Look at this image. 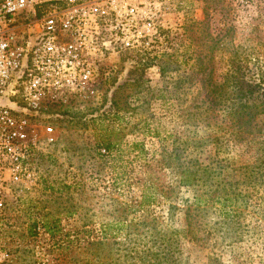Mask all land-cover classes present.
Segmentation results:
<instances>
[{"label": "rangeland", "instance_id": "rangeland-1", "mask_svg": "<svg viewBox=\"0 0 264 264\" xmlns=\"http://www.w3.org/2000/svg\"><path fill=\"white\" fill-rule=\"evenodd\" d=\"M154 12L150 39L110 54L98 63L96 78L83 93L50 104L52 115L46 121L55 128L57 140L32 158L36 183L20 193L11 188L5 196L0 248L8 261L0 264H140L128 256L132 248L159 250L149 236L139 238L134 219L130 221L139 214L131 209L139 200L143 176L131 144L142 141L147 156L156 151L159 159L171 148L170 135L199 132V113L191 118L188 114L199 111L205 94V89L199 92V50L206 52L199 45L206 33L199 30V21L205 13L210 16L209 33L226 38L217 50L215 67L220 72L236 47L248 64L264 68V0H155ZM159 67L165 68L162 76ZM163 88L170 102L166 109L158 97ZM152 115L158 118L160 138L140 131L141 118L153 126ZM219 116L212 122L218 124ZM104 142L112 143L110 154ZM157 176L167 182L175 175L167 171ZM179 194L187 197L193 191L182 187ZM161 207L152 210L158 218L150 231L167 239L171 223L166 205ZM33 222L37 228L31 235ZM182 222L179 217L174 226L181 228ZM105 224L108 236L101 238ZM194 232L197 239L190 241L179 233L176 264H205L213 254L223 264H264V228L252 214L231 240L200 242L201 232Z\"/></svg>", "mask_w": 264, "mask_h": 264}, {"label": "trees", "instance_id": "trees-1", "mask_svg": "<svg viewBox=\"0 0 264 264\" xmlns=\"http://www.w3.org/2000/svg\"><path fill=\"white\" fill-rule=\"evenodd\" d=\"M209 29L207 12L199 21V30L206 31L203 42L199 38V45L206 46V52L199 50V92L205 89V94L199 100V111L188 114L191 118L199 113V132L188 130L179 136L170 135L173 137L171 148L159 159L153 155L156 151L147 156L149 151L142 141L131 144L143 176L139 200L131 209L139 214L130 221L134 219L135 234L139 238L149 236L153 245L159 243L160 247L155 252L150 248L139 251L132 248L134 252L128 256L140 264H176L179 233L189 241L194 240L197 239L195 228L202 234L200 242L231 240L238 235V229L249 214L264 228V68L248 64L243 51L236 47L220 72L215 67L217 50L222 48L226 38L213 36ZM159 72L164 75L165 68L159 67ZM167 94L168 90L163 88L158 96L165 109L170 105ZM218 113L217 124L212 119ZM151 120L155 121L153 126L147 118L140 119L141 133L162 137L158 118L152 115ZM164 131L168 135L166 128ZM102 147L106 154L112 152V143L104 142ZM240 159L243 162H239ZM167 171L173 173L174 178L161 182L157 174L167 175ZM182 187L191 188L193 194L180 195ZM165 205L167 220L171 223L170 236L159 239L150 231L157 227L158 218L152 210H161ZM179 217L184 220L181 228L174 226ZM36 228V222L29 226L33 231L31 235L36 233ZM108 228V224L102 226L101 238L108 236ZM208 260L205 264H223L216 254L210 255ZM102 263L110 264V261Z\"/></svg>", "mask_w": 264, "mask_h": 264}, {"label": "built area", "instance_id": "built-area-1", "mask_svg": "<svg viewBox=\"0 0 264 264\" xmlns=\"http://www.w3.org/2000/svg\"><path fill=\"white\" fill-rule=\"evenodd\" d=\"M155 0H0V210L36 183L57 140L49 106L83 93L98 63L150 39ZM41 133V135H39ZM14 186V187H12ZM8 255L0 248V262Z\"/></svg>", "mask_w": 264, "mask_h": 264}]
</instances>
